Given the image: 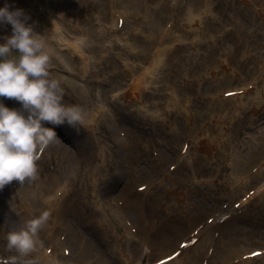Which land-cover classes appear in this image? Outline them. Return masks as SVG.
Masks as SVG:
<instances>
[{
	"label": "rangeland",
	"instance_id": "obj_1",
	"mask_svg": "<svg viewBox=\"0 0 264 264\" xmlns=\"http://www.w3.org/2000/svg\"><path fill=\"white\" fill-rule=\"evenodd\" d=\"M5 4L9 10L22 9L29 17L27 23L44 38L50 53V78L60 82L65 91L64 102L77 105L82 111L85 109L92 124L103 118L100 134L93 127L91 130L85 128L83 122L76 125L78 131L67 123L56 126L42 122L44 127L55 131L58 139L54 141L63 148L56 159L61 157L68 164H77L91 156L98 138L101 139L99 146H113L115 161L124 167V173L119 178L116 171L111 173L101 189L102 197H114L123 205L129 215L127 218L133 222V233L139 231L140 203L148 218L160 222L154 259L170 254L160 259L163 260L174 254L164 261L165 264H183L174 260L178 246L192 243L194 232L221 208L233 207L238 211L237 216L230 218L225 214L221 217V227L208 235L212 245L201 248L197 264H210L211 260L223 257H229L231 264H236L237 253L254 248L252 253L258 256L256 263L264 262V254L257 255L260 250L264 251V185L260 186L264 178L256 184L251 182L247 189L242 187L264 164H255L247 173L236 177H229L228 168L232 160L228 155L236 148L245 147L247 139H254L258 128L264 127V102L259 112L254 113L258 104L256 93H264V0H0V7ZM0 28L2 44L6 35H12V28L6 23L0 24ZM209 51L216 55L212 58L201 56ZM66 52L75 53L67 55ZM223 54L232 55L228 60L230 69L219 66ZM199 58H203L199 71L186 75L187 67ZM103 61L106 65L103 71L95 73ZM176 61L183 65L181 74L175 82L168 81L167 73L176 69L167 70L165 64ZM85 63H88L87 71ZM258 65L262 66V78L246 109L235 118L223 116L222 109L229 97L240 92L244 85L252 89L251 81ZM120 74L126 83L133 74L145 76L149 89L156 93L152 100L157 105H148L146 99L125 103L116 98V91L108 92L110 81L117 84ZM227 80L231 83H226ZM87 87L94 93L93 101L84 94ZM221 101L224 102L220 110H215ZM0 103L10 109L22 108L14 99L0 97ZM196 115L200 116L197 122L193 118ZM210 119L212 129L204 131ZM199 140L227 146L223 149H227L226 154L223 153L218 163L226 170L215 179H210V173L189 176L187 168L178 169L173 163L180 158V162L190 164L189 157H179L184 156L180 147L197 146ZM133 141V146L139 149L129 148ZM50 144L37 161L38 169L50 152ZM77 150L82 154H75L74 161L68 159L69 153ZM92 157L98 161L97 152ZM141 173L159 180L164 178L166 183L168 177L173 178L175 192H183L184 197L176 202L174 195L165 194L164 187H160L150 198L163 203L149 206L150 198L142 197L145 180L140 177ZM9 185L23 212L29 210L31 217H37L40 208L31 205L23 184L12 181ZM249 196L253 197L251 201L240 209L239 203ZM5 207L10 216L3 217L5 211L0 214V264H13V257H17L16 264H42L43 251L50 254L55 249L57 236L55 231H49L51 226L61 228V238L68 241L76 234L82 243L92 245L105 257L107 264H124L122 255H127L128 251L135 255L137 251L136 244L129 245L126 234L121 232L124 235L121 255L114 254L111 240L100 235L95 223H89L87 216L78 214L70 205L56 220L49 217L41 234L43 245L38 244L26 259H21L7 247L5 237L10 229H15L17 213L12 205L6 203ZM102 216L107 217V214ZM118 221L121 222L119 218ZM67 257L72 258L71 255Z\"/></svg>",
	"mask_w": 264,
	"mask_h": 264
},
{
	"label": "bare ground",
	"instance_id": "obj_2",
	"mask_svg": "<svg viewBox=\"0 0 264 264\" xmlns=\"http://www.w3.org/2000/svg\"><path fill=\"white\" fill-rule=\"evenodd\" d=\"M81 52L82 51H80V53ZM74 53L75 52H66L67 55H72ZM215 55L216 53L214 51H209L206 54L201 53L203 58H212ZM141 56L145 57L144 54ZM69 57V61H72V57ZM203 58H199L194 64L191 63L187 67L185 74L193 75L194 72H198L201 68L200 60ZM231 58V54H223V61L219 66L224 69H230L228 60H231ZM84 60L86 61V56ZM87 64L88 63H85L86 71L88 69ZM165 65H167V70L171 67H175L176 70H171L166 75V80L175 82L181 74L183 65L178 61L173 64L167 63ZM105 66L106 65L103 61L96 67L95 73L102 72ZM262 73V66L258 65L256 76L251 81L252 89L250 90V88L246 87L247 85H244L240 88V92L229 97L226 100L227 105L224 109H222L223 116L235 118L244 109H246L251 94L256 92L257 85L262 78ZM226 83L230 84L231 81L227 80ZM149 85L150 84L146 81L145 76L142 77L140 75L138 77L133 74L130 82L126 83L123 80L122 74H120V79L117 81V84L110 81V88L108 89V92L116 91V98L123 99L125 103L142 102L146 99L148 100V105L156 106L157 104L152 100L155 98L156 93L152 90V88L149 89ZM120 88L121 90H119ZM86 93L89 100L93 101L94 93H90L89 87H87L84 94ZM256 94L258 104L254 108V113L259 112L260 105L264 102V93L257 92ZM223 102L224 101H221L214 109L219 111ZM20 109L21 107H19L18 110ZM82 112L83 126L88 130H91L93 127V129L100 134L103 118L100 117L92 124L91 120L87 119V112L85 109ZM185 112L188 121L191 122L192 119L188 110L186 109ZM212 112L214 111L212 110ZM199 117V115L193 117L195 122L199 120ZM237 124L240 125L239 122H237ZM206 126L207 129L204 131L212 129V119L209 120ZM236 136L237 133L234 134V137ZM98 139L101 140L100 138ZM99 140L94 146L91 156L77 164H68L61 157L57 160L56 155L58 151L63 152V148L60 147L57 141L52 142L50 144V152L46 156L44 164L40 166V169H38V177L33 181H26L23 184V191L31 198V205H38L40 208L38 216L31 217L29 210H26L25 213L23 212L17 200V196L12 191L13 188L10 187L9 184H6L3 189L0 190V195L4 194L3 199L0 200V214L2 215L5 211L3 217L7 215L10 216L5 205L6 203L12 205V209L17 213L14 223L15 228H17L22 225L23 221L39 218L44 213H47V219L37 234V239L39 241L38 244L43 245L44 241L41 234L49 223V217L56 220L58 217L64 215L71 205L78 214L87 216L89 223L91 221L95 223V228L100 235L111 240L114 244V254L121 255L120 246L121 240L124 237V235H121V232L126 234V240L129 245L132 243L136 244L137 251L135 255L131 254L129 251L127 255H122L125 259L124 264L156 263L160 259L170 255L165 254L157 259H154V250L157 246V237L159 234L157 232L161 226L160 222L157 219L148 218L146 211L144 210V205L140 203L139 231L138 234L137 231L136 233H133V222L127 218L129 215L124 210L123 205L119 204L118 200L114 197H102L101 189L111 177V173L116 171V177L119 178V176L124 173V167L120 166L115 161L113 146H107L106 144H104V146H99ZM133 145H135L134 141L130 143L129 148L131 149L132 147V150L139 149V146ZM226 147L227 146H218V144L202 143V141L199 140L197 142V146L180 147V150H184V156L179 155V157H189L192 159L190 164L185 161L180 162V158L175 160L173 163L176 164L175 167L178 169H182L183 167L187 168V174H190L189 176L208 175L210 173V179H215L217 175H221L226 170L225 166L218 165L221 161L223 153L226 154L227 149L223 151ZM96 152L98 153V161H95L94 157H92V155ZM75 154L81 155L82 151L77 150L76 153L70 152L68 159L74 161ZM228 156L232 157L231 165L228 167L230 170L229 177L241 176L247 173L251 166L258 163L259 166L264 164V127L258 128L254 139H247L245 147L234 149L232 154H229ZM208 159H210V161H208ZM212 163L215 165H211ZM140 177L145 180V184L142 187L143 198H150L160 187H164L165 194L174 195L176 202L180 201L184 197L183 192H175L176 185L173 178L168 177V183H166L164 178H162V180L155 179L149 177L146 173H141ZM263 178L264 167L258 169V171L251 178L247 179L242 187L243 189H247L251 182L256 184ZM131 182H134V178L131 179ZM262 185H264V182L260 186ZM252 198L253 197L249 196V198H246L245 201H241L239 203L240 209H243L247 202H250ZM162 203V201H157L155 198L148 199V204L151 207L156 206L157 204L161 205ZM217 212V214L212 215V219H208V222L210 223L204 222L201 224L200 228L194 232L191 239L195 238L196 240L193 243L187 244L186 246L183 244L182 247L178 246L177 250H179V253L174 259L175 262L181 261L183 264H197V258L202 252L201 248L204 246L208 248L212 245V242L210 243V240L208 239V235L211 230L221 227V217L228 214V217L233 218L236 217L238 213V211L233 207L226 210L221 208ZM104 213L107 214V217L102 216ZM110 213L113 214L110 215ZM112 216H118L121 222L118 221L117 217ZM197 226L198 225L194 226L192 229ZM49 231L52 233L55 231L54 233H56L57 238L55 239V249L54 253L50 254L43 251V255L41 257L42 264H73L72 261H75L76 264H107L105 257L98 254L92 245L82 243L76 234H72V239L68 241L61 238L63 236L61 228L55 229L51 226L49 227ZM48 239H50V236ZM189 239L190 237L187 238V240ZM66 248H69L70 251L68 252ZM254 250H256V248L237 253L235 259L239 258V260L236 264H264V262L256 263L258 256H252L251 254ZM259 253L262 255L263 250H260ZM70 255L72 258L67 257ZM203 255L207 256L206 254ZM26 258L27 256L21 257V259ZM202 259H205V257ZM210 264H231V262L229 257H223L221 260H211Z\"/></svg>",
	"mask_w": 264,
	"mask_h": 264
},
{
	"label": "clouds",
	"instance_id": "obj_3",
	"mask_svg": "<svg viewBox=\"0 0 264 264\" xmlns=\"http://www.w3.org/2000/svg\"><path fill=\"white\" fill-rule=\"evenodd\" d=\"M22 9L0 7V24H10L12 35L0 44V97L18 101L22 108L10 109L0 103V188L12 181L24 184L38 177L37 161L56 133L42 122L76 128L83 122L82 109L64 102L60 82L50 78V53L41 34L28 24ZM18 53L13 56L12 53ZM47 219L23 221L6 234L7 247L18 257L36 250L37 234ZM17 257H13L16 264Z\"/></svg>",
	"mask_w": 264,
	"mask_h": 264
},
{
	"label": "snow or ice",
	"instance_id": "obj_4",
	"mask_svg": "<svg viewBox=\"0 0 264 264\" xmlns=\"http://www.w3.org/2000/svg\"><path fill=\"white\" fill-rule=\"evenodd\" d=\"M254 255H255V254H254ZM161 264H165V262L162 261Z\"/></svg>",
	"mask_w": 264,
	"mask_h": 264
}]
</instances>
